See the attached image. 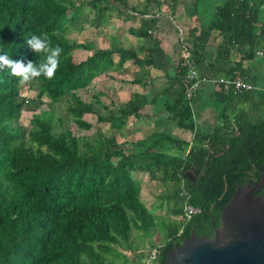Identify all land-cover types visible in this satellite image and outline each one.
<instances>
[{"label":"trees","instance_id":"1","mask_svg":"<svg viewBox=\"0 0 264 264\" xmlns=\"http://www.w3.org/2000/svg\"><path fill=\"white\" fill-rule=\"evenodd\" d=\"M85 5L0 0V264H119L117 257L128 263L119 249L131 247L134 232L158 226L156 214L143 202L137 172L172 187L168 199H178L171 211L180 218L154 247V264H163L168 250L189 237L192 227L197 235L210 236L211 217L217 225L235 187L254 184L264 171V0H193L198 25L187 28L176 19L181 16L178 0H143L140 9L129 0ZM163 5L181 49L171 81L151 96L152 112L165 127L192 134L193 144L165 130L135 141L108 136L100 127L91 136H76L68 126L54 131L63 122L54 119L49 106L31 112L22 137L29 89L50 104L64 102L67 116L84 130L92 128L84 116L96 114L94 104L109 111L96 115L98 123L125 125L130 117L148 114L143 93L135 91L116 106L93 83L101 75L111 78L109 70L123 71L128 61L155 66L150 51L143 45L100 48L69 36L103 22L113 6L122 21L139 15L137 38L157 46ZM127 30L135 32L132 26ZM213 34L217 51L209 58L200 36ZM183 48L200 75L240 78L256 87L236 93L222 83L210 84L224 99L209 131L198 126L193 96L186 95ZM79 49L88 51L85 58H76ZM30 77L36 86L23 92L21 81ZM87 87L93 89L88 100L76 93ZM189 169L198 172L194 182L184 177ZM182 189L199 209L189 219L182 217ZM258 192L264 194V183Z\"/></svg>","mask_w":264,"mask_h":264},{"label":"rangeland","instance_id":"2","mask_svg":"<svg viewBox=\"0 0 264 264\" xmlns=\"http://www.w3.org/2000/svg\"><path fill=\"white\" fill-rule=\"evenodd\" d=\"M74 1L85 5L88 0H74ZM130 1L134 2V0H129V3H131ZM185 1L188 2V0H185ZM189 1L192 2L193 0H189ZM186 5L184 7H186ZM184 7L181 9L183 10ZM189 7L190 8H185V9H187V12H189L190 14L192 8L191 6ZM110 8H111L110 12L112 13V15H109L110 18L115 17V13H114L116 10L115 7L110 6ZM163 8L167 10V7L165 5ZM86 9L87 7L85 5V10ZM193 12L194 11L192 10V14H191L192 16H194ZM118 21L119 22H117L113 26L114 27L113 35L111 33H107L106 31L105 33L99 34L97 32L98 31L97 28L99 25H95L88 29L87 27L84 28L86 31L85 30L82 32L80 31L78 33L72 32L69 38L74 39L75 41H79V42H87L89 40H92L97 45L107 44L110 46H117V45H122V44H130L131 42L128 40L127 36L130 37L131 35H129L128 34L129 32L126 31L127 26L129 24L128 23L129 20L128 21L118 20ZM93 33L96 35H94ZM106 33L108 34L107 36H106ZM104 36H106L107 38ZM130 38L132 39L133 37H130ZM200 38L203 44L202 47L204 48V52H206V55L209 58L214 57L217 51L216 49L217 40H218L217 35L213 34L212 36H209V37L206 35H202L200 36ZM139 41H143V40L139 39ZM76 53L78 55L77 58L87 54V52L83 50H78ZM219 65L221 64L219 63ZM226 66L227 65H225V67L223 66L224 69H226ZM108 82H112V81H108ZM108 82L106 81L103 83H98L99 85L97 86L99 89H103V88L109 89L110 93L111 91L113 92L121 91V93L118 94V99L121 97H122L121 99H126L127 94H128V89H129L127 88V85H123L124 83L122 82L116 85L112 83L110 85H107ZM21 84L24 86L25 90L23 89V92H25L27 87L32 86V88H34L36 86V80L32 77L25 78L21 81ZM210 84L211 83L202 84L198 88V90L196 91V93L194 94L192 98V104L195 109L194 110L195 118H196V114L197 113L199 114L198 111L202 110V113H203L202 115L205 117L206 121L208 122H212L214 120L216 111L219 106L218 102H220L219 99H215L213 95L210 94L211 93L209 90V87L211 86ZM93 86L97 88L96 83ZM92 92H93L92 88L91 89L85 88V89H80L76 91V93L79 96H81V98L87 99V100ZM25 102H26L25 104L26 106L22 112V116L20 120L24 127L22 129V137L24 138H25V133L28 130V117L30 116L31 112H37L39 110L46 109L48 106L54 110V114H53L54 119L60 118L61 121L63 122V124H59V123L55 124L54 131H59L61 129H64L66 126H68L73 132V134L76 136H91V134L97 130L96 128L100 127L99 129H101L106 135L110 136L111 134L119 133L125 139L127 138L131 139V137H129V134H131V130L125 127H143V124L147 125L145 127H162V122H158L154 124L155 122L153 121L152 118L151 119H145V118L135 119L133 117H130L128 119V122L125 125H120L118 120L113 121L111 123H105V124L98 123L96 121V115L97 114L102 115V116L107 115L109 114V111L104 110L100 106H97L94 104V109L96 111V114L89 113L84 116V119L92 124V128L89 130H84V129L77 127L70 120V118L67 116V114L64 111L65 103L62 101L59 103L50 104L48 98L46 97L38 98L35 96V91L33 89H29ZM117 128L118 129L120 128V130H118ZM146 181L147 180H145V182ZM150 183H151L149 187L150 189L148 188V183L146 184V188L144 186V188L146 189L145 190L146 193L143 194L144 203H146V206L148 208H151L153 210L151 211L152 213L156 214V220H157L158 226L155 227L153 230H150L147 233H144V232L143 233H135V232L133 233L131 247L130 248L123 247L119 249V251L125 254L126 258L129 260L128 263H124V264H146L149 258V255L154 251V247L156 245H160L163 242L164 237L167 232V228H170V226L173 225L178 220V216L175 215L174 212H172L170 208V207H173L176 203H178V199L177 198H175L174 200L168 199L169 192L172 191L171 189L173 188L170 186L166 187L167 184L162 183V182L155 181V182H150ZM178 198L180 199V197ZM116 261L119 264H122L124 259L123 257H117ZM151 263L154 264V262H151Z\"/></svg>","mask_w":264,"mask_h":264},{"label":"crops","instance_id":"3","mask_svg":"<svg viewBox=\"0 0 264 264\" xmlns=\"http://www.w3.org/2000/svg\"><path fill=\"white\" fill-rule=\"evenodd\" d=\"M186 3H187V5H186ZM129 4H133L134 6H136L137 9H140L143 6V0H141V1L140 0H134V2H131ZM185 5H186V7H184ZM189 6H191L192 10L194 11L193 12L194 16L191 15L192 10L189 14V12H187V9H185V8H190ZM163 7H164V5L161 8V10L164 14H163V17L161 20L160 30L157 32V36H158L157 39H158V43H159V44H157V46H153L151 40H148L147 42H143V41H139V39L137 38L136 33L138 32V29H139L138 28V24H139L138 21L140 19L139 15H136L137 18H134V19L128 18L129 21L127 20L129 23L127 28L129 26H132L135 28L134 33H132V34L128 33L129 35H131L130 37H133V38L131 39L129 36H127L128 40L131 42L130 44L110 46L107 44L106 45H101V44L97 45L94 43L96 46H98L100 48H106V47L115 48V47H119V46H121L123 48H138L140 45H143V47L145 49H147V51L151 52V54L154 58V61H155V66H148V65H144V64H142L140 66H136V65H132L131 61H128V62L124 63V68H123L124 70L123 71L109 70L106 73L108 75H111V78H107L106 75H101L100 77L98 76L95 79L93 84L96 83V86H97V85H99L98 83H103L106 81L107 82L112 81V82H108L107 85H110L111 83L116 85V84H119L121 82L124 83L123 85H127V88H129V89H128V94H127L126 99H121L122 97L118 99V94H120L121 91H119V92L111 91V93H110L109 89H107V88L99 89L97 86V89L101 90L103 93H105L107 96H109L110 99L114 102V104L116 106L122 102L129 100L131 98L133 92H135V91H137L139 93L140 92L143 93L147 99V104L145 105V113H148V114H145L141 118H145V119H151L152 118L153 121L155 122L154 124H156L158 122H162V127H145L147 125H144V124H143V127H125V128H129L131 130V134H129V137H131V139L127 138L128 140H130V141L139 140V139H142L143 137L148 136L152 132H161V131L165 130V131H168V132L172 133L173 135H175L179 138H182V139L189 141L190 144H193L194 141H192V134H190L189 132L181 131L180 129H171L168 127H163L164 126V120H162L160 118L158 121H156V119L154 117L155 114H153V112H152L153 105L151 104V96L153 95L154 91H156L159 88H162L164 85H166L167 83H169L171 81V76L173 74V68H174V66H176V64L178 62V55H179V52L181 49L179 44H178L177 34L174 32L175 30L171 26L172 23L169 21L172 18H167V17H170L167 15V12H169V10L168 9L165 10ZM183 7H184V9L182 10L181 8H183ZM177 12H179L178 14L181 15L179 17L178 16L176 17L177 21L185 24L186 28L188 26L193 27V26L198 25L195 10L192 6V2H190L189 0H188V2H186L185 0H178V11ZM111 15H112V13H111ZM105 19L108 20L106 23H104ZM102 20H104V21L100 22L98 24L99 25L98 28L96 27L98 30L97 32L99 34H102V33H105V31H106L107 33H111L113 35L114 24L119 22L118 20H122V18H120L119 16H116V15H115V17L110 18L109 14H106V18L103 17ZM86 27H87V29L91 28L90 26L85 25V26H83L82 31H84L85 30L84 28H86ZM126 31H128V30L126 29ZM202 31H203V27L199 30V32H202ZM107 33H106V36L108 35ZM94 35H96V34H94ZM106 36H104V37H106ZM101 37H103V36H101ZM79 50H81V49H79ZM83 51H86L88 53L87 50H83ZM204 53L206 55V52H204ZM86 55L87 54H85L83 56L80 55L81 57H78V58L79 59L85 58ZM75 56L77 58V56H78L77 53L75 54ZM116 61H117V57H115V62ZM88 89H90V88H88ZM209 90L211 93L213 92V97L215 99H219V101H222L224 99V94L222 92H219L218 90L213 89L212 85L209 87ZM198 112H199V114L198 113L196 114V122H197L198 126L201 129H203L204 131L211 130L212 125H213L212 124L213 121L212 122L206 121L205 117L202 115L203 114L202 110H199ZM103 116H105V115H103ZM101 123H104V122H101ZM120 128L119 129L117 128V129L120 130ZM114 134L117 135L118 137L120 136V139H122V140L125 139L119 133H114ZM114 134H111V135H114ZM135 177L138 180H140V182H142V184H143V186H142L143 187V194L146 193V191H145L146 190L145 189L146 184L148 183V188H149L150 184H151L150 182H155L153 180H148L147 176L141 172L135 173ZM145 180H147V181L145 182ZM144 186H145V188H144ZM143 202H144V197H143ZM144 204L146 205V203H144ZM173 207H170V208L172 209ZM149 209L151 211H153L151 208H149ZM179 218L180 217L178 216V219Z\"/></svg>","mask_w":264,"mask_h":264},{"label":"water","instance_id":"4","mask_svg":"<svg viewBox=\"0 0 264 264\" xmlns=\"http://www.w3.org/2000/svg\"><path fill=\"white\" fill-rule=\"evenodd\" d=\"M197 176L192 169L184 173L191 182ZM263 183L264 171L254 184L237 185L217 225L211 217L210 236L197 235L192 227L189 237L168 250L163 264H264V194H254Z\"/></svg>","mask_w":264,"mask_h":264},{"label":"built area","instance_id":"5","mask_svg":"<svg viewBox=\"0 0 264 264\" xmlns=\"http://www.w3.org/2000/svg\"><path fill=\"white\" fill-rule=\"evenodd\" d=\"M181 55L184 58V63L188 65V70L185 74L184 81L186 86V95L188 97L194 96L198 88L205 83L211 84H224L225 87L231 88L236 93H241L243 91L252 90L256 87L240 78H224V77H210L208 75H200L198 71L192 66L188 61L189 52L186 48H183ZM180 196L184 198L182 206V217L185 219L191 218L196 214L199 209L188 202L189 194L184 190L180 192ZM155 261V252L153 251L146 262V264H152L151 262Z\"/></svg>","mask_w":264,"mask_h":264},{"label":"flooded vegetation","instance_id":"6","mask_svg":"<svg viewBox=\"0 0 264 264\" xmlns=\"http://www.w3.org/2000/svg\"><path fill=\"white\" fill-rule=\"evenodd\" d=\"M259 189H260V188H259ZM259 189H258V190H259ZM258 190H257V191H258ZM257 191H256V192H257ZM254 193H255V192H254ZM259 194L261 195V194H262V192H258V193H257V195H259Z\"/></svg>","mask_w":264,"mask_h":264}]
</instances>
